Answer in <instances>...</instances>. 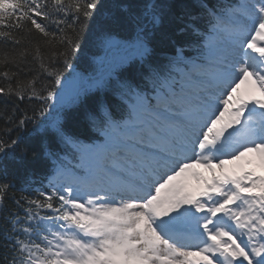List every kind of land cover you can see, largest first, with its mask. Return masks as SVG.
<instances>
[{
	"label": "snow or ice",
	"instance_id": "obj_1",
	"mask_svg": "<svg viewBox=\"0 0 264 264\" xmlns=\"http://www.w3.org/2000/svg\"><path fill=\"white\" fill-rule=\"evenodd\" d=\"M166 20L190 39L158 57ZM76 102L99 143L67 131ZM0 121V161L29 123L79 160L46 147L47 191L0 166V264H264V0H0Z\"/></svg>",
	"mask_w": 264,
	"mask_h": 264
},
{
	"label": "trees",
	"instance_id": "obj_2",
	"mask_svg": "<svg viewBox=\"0 0 264 264\" xmlns=\"http://www.w3.org/2000/svg\"><path fill=\"white\" fill-rule=\"evenodd\" d=\"M101 2L105 5V7H107L112 3V0H101ZM125 2L143 3L144 0H125ZM183 2L191 3L192 0H183ZM205 2H211V0H205ZM174 28V24H170L168 20L165 21V31L170 37V42H167L164 46L156 47V55L158 57L165 55L166 53L171 54L172 48L175 44L184 43L190 39L187 36L177 35ZM92 31L93 30L90 29L89 34L84 37V41L82 43V54L71 61L73 65L77 64V66L80 68H84L90 61V57L93 56L97 51L92 43ZM84 108L87 112V105H85ZM65 121V127L71 134L83 136V134L87 132V128L85 126L86 123L83 121L82 109L80 106L73 110L69 116L67 115ZM34 126L35 125L33 124L32 128H34ZM3 127V121H0V131H2ZM34 129L36 131L31 135H27V133L22 134L20 143L17 146V156L19 157L18 161L8 159L0 161V166H6L9 175L16 177V188L23 186L25 180H30L37 176L38 172L43 170L45 167L44 162H42L41 148H43L49 142V135H45L43 132L40 133L37 130V127ZM20 132L21 130L16 129L11 134L16 136L19 135ZM10 195H14L16 198H18V191L10 193ZM11 201V199L7 200L8 205L11 204ZM0 251H2V249H0Z\"/></svg>",
	"mask_w": 264,
	"mask_h": 264
},
{
	"label": "bare ground",
	"instance_id": "obj_3",
	"mask_svg": "<svg viewBox=\"0 0 264 264\" xmlns=\"http://www.w3.org/2000/svg\"><path fill=\"white\" fill-rule=\"evenodd\" d=\"M231 164L233 165V167L239 166L238 163H231ZM195 169H199V170L201 171V174L203 173V176H204L205 178H209V179H210V177H211V173H209L205 168L200 167V166H197L196 168L193 169V171H194ZM189 183L191 184V186H192L194 189L197 188V187L199 186V185H197V182H196L195 180H191V179H189Z\"/></svg>",
	"mask_w": 264,
	"mask_h": 264
},
{
	"label": "rangeland",
	"instance_id": "obj_4",
	"mask_svg": "<svg viewBox=\"0 0 264 264\" xmlns=\"http://www.w3.org/2000/svg\"><path fill=\"white\" fill-rule=\"evenodd\" d=\"M72 75V73H70L69 74V77ZM67 77V76H66ZM81 78H83V76H80ZM67 84H68V86L69 87H71V83H70V81H69V79H67ZM250 159H255V158H252V157H249ZM253 167H255L256 168V171L257 172H259V173H261V172H263L264 173V170H262L259 166H258V161H257V163L255 164V165H253ZM258 173V174H259Z\"/></svg>",
	"mask_w": 264,
	"mask_h": 264
}]
</instances>
